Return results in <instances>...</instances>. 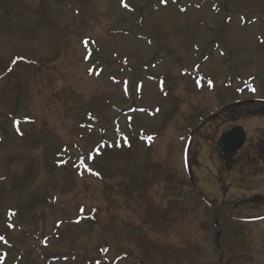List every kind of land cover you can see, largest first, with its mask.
Segmentation results:
<instances>
[{"label": "rangeland", "instance_id": "1", "mask_svg": "<svg viewBox=\"0 0 264 264\" xmlns=\"http://www.w3.org/2000/svg\"><path fill=\"white\" fill-rule=\"evenodd\" d=\"M210 91L264 101V0H0L3 264H264V120L220 163Z\"/></svg>", "mask_w": 264, "mask_h": 264}, {"label": "water", "instance_id": "2", "mask_svg": "<svg viewBox=\"0 0 264 264\" xmlns=\"http://www.w3.org/2000/svg\"><path fill=\"white\" fill-rule=\"evenodd\" d=\"M244 141V133L241 127H235L224 133L217 143V150L220 154L226 155L237 150Z\"/></svg>", "mask_w": 264, "mask_h": 264}, {"label": "flooded vegetation", "instance_id": "3", "mask_svg": "<svg viewBox=\"0 0 264 264\" xmlns=\"http://www.w3.org/2000/svg\"><path fill=\"white\" fill-rule=\"evenodd\" d=\"M226 109H228V108H226ZM242 110H243V108L242 107H240V105H235V109L232 111V113H227V112H224V111H221L220 113H219V117L222 119L223 118V126H226V125H228V124H230V125H234V123H235V121L238 119V120H240L241 119V117H242V115H241V112H242ZM235 117V118H234ZM233 118H234V120H233ZM237 122V121H236ZM231 127V126H230ZM230 127H228V128H230ZM227 129V128H226ZM264 138H260V139H258V141L257 142H260V141H262ZM259 157L261 158V160L260 161H256L254 158H247V159H249V160H251L252 161V163L253 164H255V163H262L263 165H264V144H263V146H262V151H260V154H259ZM229 157H224V159H228ZM263 169H264V167H263Z\"/></svg>", "mask_w": 264, "mask_h": 264}, {"label": "trees", "instance_id": "4", "mask_svg": "<svg viewBox=\"0 0 264 264\" xmlns=\"http://www.w3.org/2000/svg\"><path fill=\"white\" fill-rule=\"evenodd\" d=\"M162 1H164V0H162ZM163 5H165V4H163ZM9 66H12L11 63L9 64ZM6 69H7V68H6ZM185 80H187V79H185ZM96 170H98V169H96ZM105 175H106V172L104 173V175H102V174H100V173H97V175H95V177L97 176V177L101 178L103 182H107L109 179H108V180L106 179L107 181L104 180V179H105ZM97 177H96V178H97ZM33 203H34V202H33ZM34 204H35V203H34ZM94 214H95V212H93V213H89V215H88L85 219L88 220V219H90V218H94ZM81 221H82V219L79 220L78 218L75 220V222H81ZM100 243H101V242H100ZM100 243H99V244H100ZM103 250H104L103 253H106V252L109 250V248H108V247H104ZM106 254H107V253H106Z\"/></svg>", "mask_w": 264, "mask_h": 264}]
</instances>
